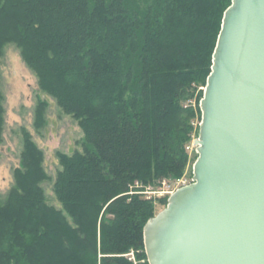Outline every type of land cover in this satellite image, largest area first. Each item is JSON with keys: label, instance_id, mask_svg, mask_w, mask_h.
I'll return each instance as SVG.
<instances>
[{"label": "trees", "instance_id": "trees-1", "mask_svg": "<svg viewBox=\"0 0 264 264\" xmlns=\"http://www.w3.org/2000/svg\"><path fill=\"white\" fill-rule=\"evenodd\" d=\"M233 0H0V55L15 44L40 90L75 119L51 206L44 152L26 133L0 202V264H149L143 194L181 179ZM201 88L203 90H201ZM0 90V144L5 127ZM39 101L35 126H46ZM133 254V256H129Z\"/></svg>", "mask_w": 264, "mask_h": 264}, {"label": "water", "instance_id": "water-1", "mask_svg": "<svg viewBox=\"0 0 264 264\" xmlns=\"http://www.w3.org/2000/svg\"><path fill=\"white\" fill-rule=\"evenodd\" d=\"M194 183L144 231L149 264H264V0H233L200 104Z\"/></svg>", "mask_w": 264, "mask_h": 264}, {"label": "rangeland", "instance_id": "rangeland-1", "mask_svg": "<svg viewBox=\"0 0 264 264\" xmlns=\"http://www.w3.org/2000/svg\"><path fill=\"white\" fill-rule=\"evenodd\" d=\"M0 90L5 109L3 141L0 144V202L6 200L14 186V171L20 167L23 138L26 133H29L45 155L44 167L50 177V180L43 184L47 201L51 206L62 208L54 192V184L58 173L62 170L59 155L82 152L83 131L75 119L66 115L54 99L40 90L36 75L23 61L21 52L15 44L6 45L0 55ZM39 101L48 103L45 112L46 126L41 129L35 126V114ZM200 123L198 120L195 121L196 134L187 147L190 162L183 177L190 178L194 172V165L198 158L195 141L199 137ZM164 182L150 186L143 193L155 202L157 215L169 204V196L161 197L155 194L165 190Z\"/></svg>", "mask_w": 264, "mask_h": 264}, {"label": "built area", "instance_id": "built-area-1", "mask_svg": "<svg viewBox=\"0 0 264 264\" xmlns=\"http://www.w3.org/2000/svg\"><path fill=\"white\" fill-rule=\"evenodd\" d=\"M196 147V146H195ZM197 149V147H196ZM194 183V179H193V175L190 178L187 177H183L181 179L178 180H174V181H165L164 182V187L165 190L159 191L158 193L156 192L155 194L160 195L161 197H166V196H172L176 191H178L181 188L190 186ZM148 192H152L149 191Z\"/></svg>", "mask_w": 264, "mask_h": 264}]
</instances>
